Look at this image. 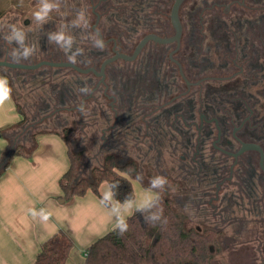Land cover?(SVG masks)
<instances>
[{"label": "rangeland", "instance_id": "374dc122", "mask_svg": "<svg viewBox=\"0 0 264 264\" xmlns=\"http://www.w3.org/2000/svg\"><path fill=\"white\" fill-rule=\"evenodd\" d=\"M137 1H140L142 4H138L139 7L137 9V17L135 19L136 22L122 26L119 23L114 21L112 22V20L110 21V17L114 16L112 15L113 10H123V6L115 5L110 8L111 5L104 6L103 3H100V0H91L90 2L89 0H46L48 4L53 5L51 10L46 12L42 11L45 0H2L0 2V10L4 11V15L0 19V60L10 62L7 58L9 57L14 59L13 53H16L20 57L16 60L21 61V63L34 65L41 61L57 63L66 62L70 61L69 57L72 56L80 65L83 64L88 66V64H93L91 67L99 68L105 59L112 56V51H110L109 54L107 53V50H109L107 47H103V49H101L96 46L95 41L98 37L90 34L92 26L96 21V15H93L92 10L89 9V5H94L97 9L100 6L98 12L101 15V32L104 31L106 34L107 31H110L111 38L116 39L119 42V47L123 49V51H121L122 53L131 54L141 39L147 34H157L164 37H169L174 34V28L172 26L170 16L175 0ZM146 1H148L147 5L144 4ZM241 4H244L245 7L241 8ZM125 5L127 6L126 0ZM226 6L230 8L228 12L225 10ZM108 10L109 12L112 11V13L109 17H106ZM37 11H42V15L44 16L42 21H37L35 19L34 14ZM236 11L240 13L244 11L246 15H250V17H252L250 18L251 29L253 33L255 32V37L257 33L258 35L260 33V36L263 34L264 21L260 19L264 15V0H206L205 3L201 0H186L180 10V18L185 29V34L183 36V49L188 48L189 44L193 42L190 41V39H192L194 34H197L198 31H202L205 28L208 29H206L207 33H205V37L208 38L209 30L212 33L214 32L217 34V37H223L224 31L227 32L228 30L225 29L226 27L223 26L222 23H224L228 17L232 16L231 13L234 12L236 15ZM81 13H83L82 16ZM201 17L205 18L206 21L209 20L210 23H208V25L205 24V21L201 19L199 20ZM13 26L22 34V41L11 38ZM57 34L63 36V39L59 42L53 38ZM201 43L205 44L206 42L203 41ZM201 43L199 42V44ZM154 47L155 45L151 44L149 47L145 48L142 53L143 58L148 59L149 55L152 58V52L153 55L155 52ZM209 47L210 49L213 48V44H210ZM255 47L258 51L264 53V45H262V47L261 45H257ZM25 48L32 50V55L26 60L22 55ZM205 49H207V46H204V50ZM247 49L249 54L254 52L250 46H248ZM186 53L188 52L186 51ZM100 54L101 56H99ZM207 55L212 59L210 62L207 61V64L211 66L207 69L216 73L220 72V68L217 66H219V62L221 63V61L224 62L225 60H217L213 52H208ZM108 70L109 75L114 74V72L116 75L123 74L125 77L130 75L133 80L135 79L134 75L138 73L136 80H142L141 84H148L149 81H153V78L149 77V74L147 77H144L146 70L145 67L136 68L135 64L132 65L123 60L116 61L112 64L111 68H108ZM0 71L9 75V78L14 81V93L17 101L19 103H23V107L27 111H30L29 122L34 124L35 121L36 124H38L39 120L37 121L34 118L32 119V117L36 116H34L33 113L31 114V110L35 103L38 106H40L41 103L31 100V97L33 98L37 94L41 95V91L47 89L46 87L43 90H40V88L47 84L46 82L55 81V86H58L59 82L62 80L67 81L63 84V86L70 87L74 84L72 88L75 90L78 88L80 89L81 86H86L89 89L92 87L89 85V80L92 79L91 77L81 75L74 70H68L60 73V71L56 70V68L47 66L33 71L0 67ZM214 76L216 79H219L222 75L220 74V76ZM200 79L201 78H193V81ZM175 81L177 85L183 86L181 78L175 79ZM212 81H215V79H212ZM208 82L209 83H207V85H216L214 82L212 84L210 80H208ZM62 83L59 84L60 90ZM250 84H254L255 88H253ZM246 85L248 88L246 89V95L244 96L243 102L251 110L252 115H250V117L252 116L251 118L253 119V124L257 126V130H259L260 135H264V116L262 114V111H264V78L261 80V77H250L249 84ZM203 89V92L201 91L202 95L205 90L209 88L203 86ZM212 89H210V91H213ZM210 96L211 94L209 95V98ZM45 99L46 98H44V100ZM42 100L43 99H40V101ZM147 106L148 104L145 105V107ZM134 117L136 125L139 126L140 129V134L136 137H138L139 142L146 143V147L143 148V152L145 154H152L153 156L163 155L166 159L170 158L172 153L175 152L174 149L169 147L170 136L168 137L162 132V136H159L155 130L152 129L151 125L153 124L152 122L154 118L153 112L142 115L136 113ZM125 118H129V116H125ZM59 121L60 125H54L56 126L55 129L62 131L61 125H71V128L74 130L70 137L72 149L77 150L79 148H88L89 152L87 154L85 153L86 156L84 157L85 159L82 160V163L86 164L87 167L97 166L99 162L90 160L88 157L89 153L91 155L95 153L94 151H90V147L93 146L94 141L91 122L86 119L85 123L84 121L71 123L69 117L65 115H62ZM80 123H84L85 125L82 126ZM29 124H26L24 130L18 131V134L21 135L20 139L26 145L25 148H29L32 144L29 138L32 131L30 132L25 129L29 126ZM168 124L170 123L168 122ZM157 125L160 126V124ZM163 125H167V123L165 122ZM53 128L54 127H51V129ZM12 136H15L14 133ZM120 138L124 140L123 135H120ZM164 138H166V140ZM18 143H20V141H18ZM235 148L239 147L236 146ZM174 154L178 157V154ZM161 164L165 168L167 166L170 167L171 161H169V163L162 162ZM153 170L154 169H152V171ZM226 170L227 168H225L221 173V176L224 177V179L222 178V183L219 185L218 190H209V186L199 187L193 181L194 184L189 183V186L193 188V191L188 188L180 193L177 190H175V192L172 191L171 199L174 203L173 207L188 216L189 228L205 229L207 227H213L217 230L219 233V236L217 237L218 241L208 244V248H212L213 254L211 264H250L254 260L264 259L262 251L261 255L257 252L260 246H264V221H254L253 223V218L251 217L253 214H247L244 209V207L246 209L249 208L247 204H245L246 206L243 208H229L225 211L226 214H224L223 217L220 216L219 213L221 212V207L216 199L223 198V196L228 194V192L239 194L241 191H244V189H241V186L237 187L235 183L231 184L229 182V176H231V174L229 175V172ZM188 172L189 174L195 172L194 174L199 175L198 170L189 169ZM151 175L153 174H147V183H149L153 178ZM234 176H236V174H234ZM233 181H236V178H234ZM239 181L241 180L239 179ZM139 182L144 185L141 181ZM261 182H264V179L261 180ZM194 185L195 187H193ZM261 191H264V186L262 187V190H259V192ZM243 196L241 197L245 199ZM261 203L264 205L263 202ZM234 209L235 212H233ZM243 209L244 211H242ZM261 209L264 214V206H261ZM232 214L234 215L233 217H231ZM227 217L233 219L235 222L233 223L232 221H227L228 219H225Z\"/></svg>", "mask_w": 264, "mask_h": 264}, {"label": "trees", "instance_id": "16d2710c", "mask_svg": "<svg viewBox=\"0 0 264 264\" xmlns=\"http://www.w3.org/2000/svg\"><path fill=\"white\" fill-rule=\"evenodd\" d=\"M100 1L107 6L111 5L110 8L115 5L123 6V10H113V13L108 10L106 16L109 17L112 13L114 16L110 17V21L122 26L136 22L137 9L142 4L137 0H126L127 6L125 0ZM144 4L147 5L148 1ZM3 15L4 11L0 10V19ZM7 59L12 63H21L16 59L9 57ZM0 74L8 77L12 88V99L17 113L21 116L19 122L0 129L1 136H6L9 141L8 148L0 161V175L15 157L31 155L28 151L36 148L38 136L56 134L62 137L69 148L70 167L61 181L66 200L85 196L89 190H92L106 205H109L110 203L101 196L99 191L101 184L107 182L111 187L114 199L125 204L135 199L132 181H141L138 177L143 178L141 182L148 189L150 187L146 182L147 174L152 173L153 177L164 176L168 180L165 188L159 191V207H162V219H166L167 223L153 224L146 220L148 211H135L126 219L127 230L121 232L114 228L91 244L87 250L86 264H211L213 254L212 248H208V244L217 242L219 233L213 227L201 230L189 228L188 216L182 211L174 209L171 199L172 191L177 190L180 193L187 188L193 191L189 183L194 184V182L199 187H206V183H211L210 178L216 175L213 169L209 171L201 162L197 168L201 171L199 176L189 174L188 170L192 169V166L195 167L192 162L195 148L191 146L183 126L177 125V123L172 126L171 124L151 125L159 136H162V133L170 136V141L167 140L170 143L169 147L175 150L174 153L178 154V157L174 153L168 159L163 155L145 154L143 148L146 147V143L139 142L136 137L140 134V129L134 119L138 113L135 108L130 110L119 108L118 104L113 107L100 90L92 97L87 98L89 94L85 96L80 92L82 86L75 90L72 88L74 84L70 87L63 86L67 82L63 80L59 82V84L63 82L61 90L59 84L55 86V81H48L40 88L43 90L47 87L46 90L41 91V95L37 94L35 97H31V100L41 103L40 106L35 103L31 110V114L36 116L32 119L39 120L38 124L36 121L34 124L29 122L30 111L23 107V103L17 101L14 93V81L6 73L0 71ZM44 98L46 99L44 100ZM40 99L43 100L40 101ZM84 100L85 102H83ZM81 103L85 108L83 114L79 111ZM62 115L68 116L71 123L78 121L85 123L86 119L91 122L94 141L90 151L95 153L92 155L89 153L88 157L90 160L99 162L97 166L87 167L82 163L86 156L85 153L89 152L88 148L72 149L70 137L74 130L71 125H61L62 131L55 129L54 125H60L59 119ZM125 116H129V118L126 119ZM84 123L80 124L83 126ZM26 124L29 126L27 125L28 127L25 129L32 131L29 135L32 143L29 148H25L26 145L20 139L21 135L18 134L19 130H24ZM51 127L54 128L51 129ZM120 135L124 136V140L120 138ZM164 139L166 140V138ZM169 161H171L170 167L162 166V162L169 163ZM152 169L154 170L152 171ZM205 176L208 178L207 180L204 179ZM73 247L74 241L71 236L66 231L60 230L41 246L35 264H66Z\"/></svg>", "mask_w": 264, "mask_h": 264}, {"label": "flooded vegetation", "instance_id": "af4514ba", "mask_svg": "<svg viewBox=\"0 0 264 264\" xmlns=\"http://www.w3.org/2000/svg\"><path fill=\"white\" fill-rule=\"evenodd\" d=\"M201 1L205 3L206 0ZM241 6V8L245 7L244 4H241ZM99 8L100 6L97 9L94 5H89V9L92 10L93 15H96V21L92 26L90 34L96 35L99 40H102L104 42V47L109 49L107 53L110 54V51H112V56L117 52L122 53L121 51H123V49L119 47V42L116 39L111 38L110 31H107L106 34L104 31L101 32V15L98 12ZM229 9L230 8L226 6V12H228ZM231 14L232 16L228 17V19L222 23L223 26L226 27L225 29L228 30L227 32L224 31L223 37H217V34L209 30L207 38L205 37L207 28H205L202 31H198L197 34H194L192 39H190V41L193 42L189 44L188 48L183 49L185 29L180 18L182 24V37L179 42L161 44L150 41L135 60L125 61L132 65L135 64L136 68L145 67L144 77H147L149 74V77L153 78V81H149L148 84H141L142 80H136L138 73L134 75V80L130 75L125 77L123 74L116 75L115 72L109 75L108 68H111L112 64L116 61L106 67L104 77L97 76L94 72L82 74L72 68H53H56L60 73L74 70L81 75L91 77L92 79L89 80V85L92 87L90 88L91 92L87 98L92 97L100 90L113 107L118 104L117 106H119V108L129 110L135 108L138 114L141 115L153 112V124L163 125V123L166 122L167 125L171 124V126L176 125V123L177 125L183 126L186 129L185 132L189 137L191 146L195 148L192 159L195 167L192 166L191 170H197L198 164L201 162L209 171L213 169V172L216 174L210 178L211 183H206V186H209L208 189H219V185L222 183L221 180L222 178L224 179L221 173L225 168H227L226 171L229 172V175L231 174V176H229V182L231 184L235 183L237 187L241 186L242 190L244 189V191H241L239 194L228 192L223 198L216 199L219 206L222 208H220V216L223 217V215L226 214L225 211L229 208H243L246 206L245 204H247L249 208L246 209L244 207L245 212L254 215H251L253 218L252 222L254 223V221H264V214L261 209V206H264L261 203H264V198H262L264 197V191L259 192L264 186V182H261V180L264 179V170L261 167L262 154L257 150L239 152L244 144H256L264 153V135H260L257 126L253 124L252 116L250 117V115H252L251 110L243 102L246 89L248 88L246 84H249V78L261 77V80L264 78V53H261L255 47L257 45H261V47L264 45V22L263 34L260 36V33L259 35L257 33L255 37V32L253 33L251 29L250 18L252 17H250V15H246L244 11L241 13L236 11V15L234 12ZM200 19L205 21L207 25L210 23L209 20L206 21L203 17L199 18V20ZM260 20L264 21V15ZM175 33L176 31L174 29V34L169 37L157 34L154 35L160 38H170L173 37ZM203 41H205L207 45L206 43H201ZM199 42L201 44H199ZM151 44L155 45L154 55L152 52V58L150 55L148 59L143 58L142 53L144 49ZM210 44H213V48L211 49L209 47ZM204 46H207V49L204 50ZM248 46L254 50L253 53H248ZM134 51L126 55H132ZM186 51L188 53H186ZM208 52H213L217 60H225L224 62H219V66H217L220 68V72L216 73L207 69L211 67L207 64V61L210 62L212 60L210 56L208 57ZM99 56H101V54ZM66 62L73 63L71 61ZM73 64L83 69H96L98 73H100L102 66L101 64L98 68L91 67L93 64H88V66L83 64L79 65L76 60ZM220 74L222 75L221 78L216 79L214 75L220 76ZM179 78L183 81V86L177 85L175 79ZM193 78L201 79L193 81ZM212 79H215V81H212ZM208 80H210L212 84L214 82L216 85H207V83H209ZM203 86L209 89L205 90L202 95L201 91L204 90ZM251 86L255 88L254 84ZM210 89L213 91H210ZM210 94L211 96L209 98ZM250 95L253 96L252 94ZM83 102H85V100ZM146 104H148L147 107H145ZM262 114L264 116V111H262ZM168 122L170 124H168ZM236 146L239 148H235ZM198 171V173L201 172L200 170ZM194 173L195 172L191 173V175H197ZM234 174H236V176H234ZM198 176L199 175H197V177ZM206 176L204 178L205 180L208 179ZM234 178H236V181H233ZM239 179L241 181H239ZM235 209L233 212H235ZM244 209L242 211H244ZM233 216L232 214L231 217ZM225 219L233 223L235 222L228 217ZM261 251L264 256L263 245L257 250L259 255H261ZM250 264H264V259L254 260Z\"/></svg>", "mask_w": 264, "mask_h": 264}, {"label": "crops", "instance_id": "0c3cea01", "mask_svg": "<svg viewBox=\"0 0 264 264\" xmlns=\"http://www.w3.org/2000/svg\"><path fill=\"white\" fill-rule=\"evenodd\" d=\"M21 120L14 100L0 108V129ZM29 157L17 156L0 175V264H35L41 246L60 230L74 241L66 264H86L88 248L116 225L118 217L129 218L153 190L133 180L135 199L128 203L114 199L107 182L71 200L64 198L61 181L70 167L69 148L61 136L42 134ZM9 145L0 137V161Z\"/></svg>", "mask_w": 264, "mask_h": 264}, {"label": "clouds", "instance_id": "9594fccd", "mask_svg": "<svg viewBox=\"0 0 264 264\" xmlns=\"http://www.w3.org/2000/svg\"><path fill=\"white\" fill-rule=\"evenodd\" d=\"M53 5L48 4L45 0L43 4V9L42 11L46 12L48 10H51ZM42 11H37L34 14V17L37 21H42L44 19V16L42 15ZM83 13H81V16ZM14 39H17L18 41H22V34L18 29H16L14 26L12 27V37ZM56 39L58 42L63 39V36L60 34H57L53 37ZM96 46L103 49L104 47V42L102 40L97 39L95 41ZM23 58L27 59L32 55V50L25 48L23 53ZM14 59H19L20 57L16 54L13 53ZM70 61L75 63V58L70 56L69 57ZM80 92L83 95H88L90 94V89L88 87H82L80 89ZM12 100V88L9 84L8 77L5 75L0 74V108H2L7 102H10ZM79 111L83 114L85 111L83 103L79 106ZM142 181V177H138ZM168 184V180L164 176H154L150 182H149V187L151 190L154 191L155 196L154 199L151 201H145L142 204H140L138 207L135 208L136 211H148V215L146 216V220L149 222L155 224L157 222H162V223H167L166 219H162L163 217V209L162 207H159V191H162L165 186ZM133 208V205L131 202H128V209H129V214H131V209ZM155 209V210H153ZM115 227L119 229L121 232L127 230V220L123 217H118L116 221Z\"/></svg>", "mask_w": 264, "mask_h": 264}, {"label": "water", "instance_id": "95a60500", "mask_svg": "<svg viewBox=\"0 0 264 264\" xmlns=\"http://www.w3.org/2000/svg\"><path fill=\"white\" fill-rule=\"evenodd\" d=\"M186 0H175L172 10H171V23L176 31L175 35L173 37L170 38H160L157 35L154 34H147L141 41L140 43L137 45L134 53L132 55H126L123 53H119L117 52L114 56H112L111 58L105 60L101 66V71L100 73L97 72L96 69L90 68V69H83L73 63L70 62H50V61H42L39 62L37 64L34 65H28V64H22V63H12L9 61H4V60H0V67H6L9 69H22V70H36L39 69L42 66H50V67H60V68H72L76 71H78L79 73L82 74H88L89 72H94L97 76H102L104 77L105 74V69L106 67L118 60H124V61H133L135 60L138 55L140 54V52L142 51V49L150 42V41H155L161 44H168V43H172V42H179L181 37H182V24H181V20H180V9L182 7V5L184 4ZM27 24V23H26ZM9 126V125H7ZM6 126V127H7ZM3 127V128H6ZM1 137V134H0ZM248 150H257L262 154V159H261V167L264 170V153L262 151V149L256 145V144H244L243 148L241 149V151L239 153L248 151Z\"/></svg>", "mask_w": 264, "mask_h": 264}, {"label": "built area", "instance_id": "2783aa9c", "mask_svg": "<svg viewBox=\"0 0 264 264\" xmlns=\"http://www.w3.org/2000/svg\"><path fill=\"white\" fill-rule=\"evenodd\" d=\"M86 256H87V253H86Z\"/></svg>", "mask_w": 264, "mask_h": 264}]
</instances>
